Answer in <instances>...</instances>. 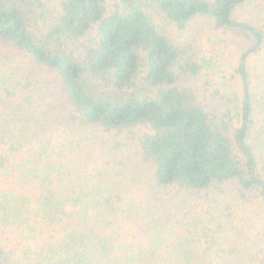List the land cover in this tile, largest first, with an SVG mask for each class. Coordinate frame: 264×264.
I'll list each match as a JSON object with an SVG mask.
<instances>
[{
  "label": "trees",
  "instance_id": "trees-1",
  "mask_svg": "<svg viewBox=\"0 0 264 264\" xmlns=\"http://www.w3.org/2000/svg\"><path fill=\"white\" fill-rule=\"evenodd\" d=\"M113 1L0 0V264H264L232 224L264 208V0Z\"/></svg>",
  "mask_w": 264,
  "mask_h": 264
},
{
  "label": "rangeland",
  "instance_id": "rangeland-1",
  "mask_svg": "<svg viewBox=\"0 0 264 264\" xmlns=\"http://www.w3.org/2000/svg\"><path fill=\"white\" fill-rule=\"evenodd\" d=\"M116 1L107 0V9H111L113 5H115ZM154 10V9H153ZM155 11V10H154ZM253 13V8L246 3L239 4L238 7L232 13L233 18L239 21H243L246 19H250ZM156 22L163 26L168 37L171 41L176 44L187 47L189 52L193 51L198 54V57L202 58L203 56L212 57L216 55V48L214 46L218 45L219 41H222L220 35L217 38V35L214 30H212L211 25L204 18H196L191 21L185 29H177L173 24L167 23L165 20L161 18V15L155 13L154 14ZM93 37V35H92ZM213 39L214 44L209 41ZM231 40L236 42V44H240L242 39V34H237L229 40L228 42V51L231 53V57L235 60V55L233 56V51L238 46H235L231 43ZM217 44V45H215ZM219 53V51L217 52ZM229 60L224 58V61L221 64H217V72L216 76H214V80H218V77L225 75L224 77L228 80L231 79V69L227 67ZM210 67H204L197 76L190 79V82L197 88H207L206 81L211 80L209 77ZM213 71L210 72V74ZM213 87L214 84L212 83ZM253 204L248 205L246 208L242 207L241 209H236V219L235 222H232L234 226L238 228L241 233L244 245L241 247L242 250L249 251L254 246L259 245L262 246L264 242V208L260 211L256 210V206Z\"/></svg>",
  "mask_w": 264,
  "mask_h": 264
}]
</instances>
